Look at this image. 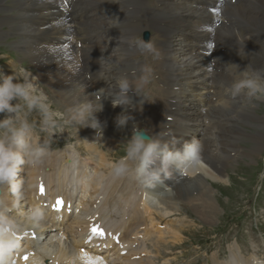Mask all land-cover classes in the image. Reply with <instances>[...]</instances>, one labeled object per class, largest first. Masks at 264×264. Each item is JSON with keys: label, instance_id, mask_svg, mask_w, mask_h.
Masks as SVG:
<instances>
[{"label": "bare ground", "instance_id": "1", "mask_svg": "<svg viewBox=\"0 0 264 264\" xmlns=\"http://www.w3.org/2000/svg\"><path fill=\"white\" fill-rule=\"evenodd\" d=\"M199 1L215 5L219 0H72V9L66 14L55 0H0V28L6 26L13 31L15 47L33 63L36 79L43 77L54 89L60 101L59 105L69 109L71 105L83 99H91L92 87L96 93L106 98V103L102 100L103 108L106 109L103 110V119H98L96 113L94 114L103 122L102 125H105L103 137H99L105 141L104 151L101 148L97 150L99 144L95 141V130L90 127H83L84 137L90 138V145L83 148L77 140V147L93 150L105 161L112 157L109 155L115 144H118V148L120 140L128 134L131 135L134 125L146 130L149 135H158L166 142L167 135L187 138L183 144L193 137H205L206 142L211 141L202 144L201 160L207 165V172L204 167L201 171L199 164L192 168L194 177L190 181L179 182L174 178H171V181L162 180L158 193L154 192L153 188L135 185L134 192L127 198V202L132 204V215L141 216L140 208H143L145 217L150 219V200L157 197L163 204L168 200L172 201V205H168L170 209L164 207L162 215L170 216L179 204H184L189 206V212L201 214L205 211L203 215L206 217L216 209V198L209 194L212 188H216L213 187V182L212 186L210 185V180L209 188L207 187L202 173L205 171L207 175L214 174L218 177L224 168L229 166V161L236 160L235 157L231 159L232 156L250 157L254 155L255 150L264 149V141L249 138H264V111L255 110L250 106L256 103L254 99L242 95L237 100L232 99L227 107L223 102L212 103L209 99L210 91L223 90L234 80L242 78L241 70L246 65L251 66L250 72L264 69V0H236L233 4L223 0L217 10H207L204 5H198ZM86 11L89 13L79 19V15ZM218 11L220 13L216 14ZM205 18H218L220 22L213 30L195 25ZM146 30L153 34L151 40L161 50L162 59L154 60L150 55L139 52L134 45L130 46L129 41L139 39L141 33ZM92 36H95V45L80 49L82 57L87 60L83 66L90 75L87 81L81 74L75 55L76 48L67 41L71 37L81 39ZM190 37H207L215 42L212 53V59L215 65L217 64L215 68L210 69L206 56L198 51V45ZM4 38L5 36L0 34V40ZM55 41L61 43L55 44ZM220 47L237 49L240 53L230 57L227 53H220ZM142 63L150 65L153 69L150 84L144 94L138 96L135 92H130L131 104L122 106L123 110L120 106L113 110L109 100L118 94L117 80L126 75L135 84L133 69L138 76ZM233 63L239 64L240 68L237 69ZM26 75L30 76L28 73ZM82 87L85 88L84 91H81ZM100 88H103L102 92L97 91ZM140 100H145L142 110ZM154 102L159 105L162 114L159 110H151V104ZM202 103L209 108L206 114L202 111ZM124 115L131 116L132 119L128 120L125 127H117L115 118ZM162 115L169 116L171 121H166ZM202 119L222 125H205ZM241 125L251 126L254 133L243 132ZM243 138L247 139L245 142H251L250 150L244 149L240 144ZM174 141L175 144L170 146L180 148L177 146L178 139ZM242 159L244 158H240ZM113 165L109 169L111 176L106 179L103 175H94L92 170L81 164L74 151H49L42 164L30 166L28 169L25 167L22 172L18 171L17 179L23 180L26 172L27 186H24V191L28 194V199L37 191V184L43 181L46 168L65 179L71 177L74 181L78 180L79 187L82 188L76 205L78 210L72 218H75L83 231L87 230V225L90 224L86 216L96 213L97 218L91 223H95L102 230L108 225L110 236L115 238L117 231L121 235L124 228V214L119 217L114 214L121 211V205L115 200L105 199L102 202L106 187L116 180ZM195 170L199 171L196 175ZM224 176H227L228 180V173L225 172ZM221 182L226 187L230 185L224 183L223 178ZM60 186L67 190L70 196L77 190L74 187L68 188V182ZM219 194L217 193L218 196ZM199 202L202 211L193 207ZM12 216H17L18 221L24 222V217L18 216L16 212H13ZM208 223L202 222L203 231ZM27 228L34 231L38 240L28 253L26 264H69L72 260L75 264H98L97 260L90 262L86 257L77 256L75 251L61 244L65 232L49 234L51 230L47 231L42 223L39 228ZM82 231L79 233L78 243H81ZM148 231L155 232L156 229L151 228ZM218 231L214 228L210 234ZM174 232L173 238L177 239L179 234L176 230ZM122 240L130 246L129 240ZM74 243L75 241L73 247ZM214 245L217 246V251L224 255L216 240ZM230 253L228 263H220L213 258L214 264H253L254 256L242 257L236 253V249H231Z\"/></svg>", "mask_w": 264, "mask_h": 264}, {"label": "clouds", "instance_id": "2", "mask_svg": "<svg viewBox=\"0 0 264 264\" xmlns=\"http://www.w3.org/2000/svg\"><path fill=\"white\" fill-rule=\"evenodd\" d=\"M144 55H150L154 60L162 59L161 50L151 39L129 41ZM239 55V54H238ZM100 59V58H99ZM237 69L239 64L233 63ZM251 66L246 65L242 71V78L234 80L225 88V92L232 98L246 96L256 100L264 99V69H255L250 72ZM27 69H11L10 74L0 72V188L7 186L12 201L8 204L0 200V264H13V257L22 249L18 234L25 228H39L45 219V212L40 205H33L22 212L24 222L21 223L10 213L15 208L21 209L24 199V181L18 180V171L21 165L37 166L43 163L48 155L51 142L57 133L65 131L63 125L76 129L90 127L95 130V137H103L105 125L95 117V113L103 111L102 96L83 99L71 105L67 115L54 111L49 97L43 91H37L28 78ZM153 69L148 64H140L139 75L133 69L135 84L128 76H121L117 80L118 94L111 100L112 106L131 104L130 92L142 96L150 84ZM85 88L82 87L81 91ZM102 92L103 88L97 90ZM87 95V93H85ZM145 100H140V110ZM227 107V105H225ZM123 110V107H122ZM39 114V129L47 133L48 139L43 143L39 138L33 139L37 123L29 116ZM131 116H117V127H125ZM175 141H173V145ZM203 145L199 138L193 137L182 147L176 148L162 140L158 135H149L146 130L134 125L130 138L127 141L125 155L113 165L115 177L134 176L136 181L145 188H152L157 183L167 179L170 168H177L181 174H187L190 168L201 162ZM75 264V261H69ZM253 264H264L253 257Z\"/></svg>", "mask_w": 264, "mask_h": 264}, {"label": "rangeland", "instance_id": "3", "mask_svg": "<svg viewBox=\"0 0 264 264\" xmlns=\"http://www.w3.org/2000/svg\"><path fill=\"white\" fill-rule=\"evenodd\" d=\"M4 30L6 31V29ZM146 32L149 33L148 39H152V37H154L153 34L150 33V31L146 30ZM142 37H143V34H142ZM11 38H13V35H8L6 39H4V41L12 40ZM7 46L8 44L4 45V47H7ZM2 57L4 56L0 55V59ZM249 60L252 61V59H249ZM250 99L252 100L253 98H250ZM254 100L256 102L257 101L259 102V109L260 110L262 109V111H264V99H260V100L254 99ZM228 102L229 100H226L225 104L227 105ZM253 105L254 104H251L250 106L253 107ZM227 106H229V104ZM62 109L66 111L68 110L67 108L63 106H62ZM29 119L36 121L37 125H39L40 117L38 113L33 112L29 116ZM247 126L241 125L240 128L245 133L253 134L254 130L251 129L252 127L251 126L247 127ZM34 134L35 135L37 134L35 130H34ZM249 138L252 140H259L260 142L264 141V138L262 137L260 139H256V138L249 136ZM245 140L247 139L243 138L240 144L242 145L244 149L250 150L252 144L251 142H245ZM117 146L118 144H115L114 148H116ZM99 148L100 147L98 146L97 150ZM261 151L255 150L253 154L254 155L257 154L256 156L254 155L250 157L238 156L237 158L236 156H232L231 159L235 157L236 160L229 161V166L225 167L222 173L218 175V181L210 180V185L213 182V187H215L217 190V192L215 190H212L211 192H209V194H212V196H214L217 201V206L215 205L216 209L213 211V213H210V215L206 214L207 216L205 217L204 216L205 211L203 213L201 212V214L196 213L194 211L189 212L188 210L186 211L185 206L183 205L179 206V208L181 209V212L179 213L178 218L182 219L186 216L187 218H186L184 225L187 227H185L183 224L178 225L179 229L181 225H183V228H181L180 230L176 229L177 232L179 231L178 232L179 235L177 239L172 237L171 230H170L171 228L168 231H166L165 235H166V240L168 243L164 247L157 248V250L159 251L157 252V254L160 255L164 253V259H167V260L160 261L159 259H154L151 262L148 261L149 264H214L213 258H215L217 261L223 260V256L226 255L225 253H224L225 255H222L216 250V248L211 247L210 244L207 245V243L203 241L204 233L208 237L214 228H217L220 231V234L217 235L218 238H226L227 240L226 243L223 245V250L228 251L229 249H235L237 247L241 249H245L249 245L251 236H254L256 239L258 238V242L261 243V240L264 239V191L263 193H259V190H258L259 186H258V183L256 184V181L259 182L260 180H262V175L260 176V174L259 175L256 174V177L255 175H253L249 179V181H247L246 179V175L249 174L250 171L252 173L255 172V170H253V167L254 165L257 164V162L254 163V160L257 157L259 158L258 155L264 153L263 148ZM109 156H112V157H108V160L115 159L116 152L115 153L110 152ZM240 158H244V159L240 160ZM260 158L264 159L262 155L260 156ZM251 159L252 161H250L249 164H251L250 167H252V169L243 165V162H246V161L249 162V160ZM239 162L241 164H239ZM230 170H233V173L230 174L229 173ZM225 172L228 173V180H227L228 183L227 184L230 183V185H227V187L221 182L222 178H224L223 176ZM203 173L204 175L206 174L205 171ZM203 173H202V176H203ZM206 178L207 177L205 176L204 180H206ZM236 179L240 180V182L237 181ZM225 182H226V179H225ZM262 184H264V180L262 181ZM217 193H220L219 196L217 195ZM242 193H246V194L241 197ZM9 196L10 197L7 196L8 204L11 203L12 201V198H11L12 196L11 195ZM224 197H226L227 199ZM21 206H22L21 212L25 211L23 209L25 208L24 200L21 202ZM218 206H220L219 209H218ZM193 207L200 208L199 211L203 210L201 209L202 207L200 205V202L198 205L193 206ZM178 211H179L178 208L174 209V211L171 212V215L173 212H178ZM13 212H16L20 214V216H22L21 212L17 211L16 209H13L12 213ZM222 214L224 215L222 216ZM191 217L195 218L193 222H192ZM204 219L208 221L209 223L208 225L205 226V229L203 231L201 224L202 222H206ZM228 222H229L230 227L228 229V233L225 234V232H222V230H225L226 224ZM192 224L196 229H199L200 231L199 232L193 231ZM71 228L72 229L74 228L73 229L74 232ZM68 235L71 238H73L76 235V228L73 227L71 224L68 225ZM198 238H202V244H197L195 242V240ZM110 264H113V263H110Z\"/></svg>", "mask_w": 264, "mask_h": 264}, {"label": "snow or ice", "instance_id": "4", "mask_svg": "<svg viewBox=\"0 0 264 264\" xmlns=\"http://www.w3.org/2000/svg\"><path fill=\"white\" fill-rule=\"evenodd\" d=\"M41 193H43V187H41ZM63 201L61 199H57L56 205H54V208H56L57 210H59L60 206H62ZM93 235H99V236H103L104 232L102 229H100L98 226H93L91 229ZM27 257H25L26 259Z\"/></svg>", "mask_w": 264, "mask_h": 264}]
</instances>
